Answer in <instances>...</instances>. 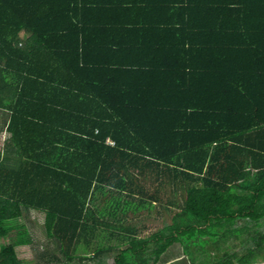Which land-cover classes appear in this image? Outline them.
<instances>
[{
  "label": "trees",
  "instance_id": "trees-1",
  "mask_svg": "<svg viewBox=\"0 0 264 264\" xmlns=\"http://www.w3.org/2000/svg\"><path fill=\"white\" fill-rule=\"evenodd\" d=\"M2 116L0 264H264V0H0Z\"/></svg>",
  "mask_w": 264,
  "mask_h": 264
},
{
  "label": "rangeland",
  "instance_id": "rangeland-1",
  "mask_svg": "<svg viewBox=\"0 0 264 264\" xmlns=\"http://www.w3.org/2000/svg\"><path fill=\"white\" fill-rule=\"evenodd\" d=\"M3 120H4L3 116L2 118L0 117V130H2L0 137L2 141L8 137V134L4 132L5 129L2 128V126L4 125ZM43 219H44L43 214L35 213V212H33L31 216L29 215V218L24 219L25 223L30 227V230L33 232V237H34L32 243L18 245L17 247L19 257L21 259H24L25 261H29V262L32 261L33 263H38V264H46L44 260L40 262L41 252L43 251V249L48 250L46 248L47 246H49L48 239L46 238L45 235V230H43ZM50 248L53 249L54 244H51ZM165 256L166 259H164V261H167V259L169 258L168 263L166 264H170L174 261L176 262V264L188 263L187 260L183 258L184 257L183 250L181 245L178 243L169 247ZM86 263L88 264L89 262ZM50 264H59V263H50Z\"/></svg>",
  "mask_w": 264,
  "mask_h": 264
},
{
  "label": "crops",
  "instance_id": "crops-1",
  "mask_svg": "<svg viewBox=\"0 0 264 264\" xmlns=\"http://www.w3.org/2000/svg\"><path fill=\"white\" fill-rule=\"evenodd\" d=\"M166 255V252L161 256V260L157 263V264H166V263H168V259H167V261H164V259H166L165 256ZM95 263L97 264H108V260H107V258L105 257V256H103L102 258H98V260H95ZM85 264H86V262H85ZM91 264H93L92 262H91Z\"/></svg>",
  "mask_w": 264,
  "mask_h": 264
}]
</instances>
